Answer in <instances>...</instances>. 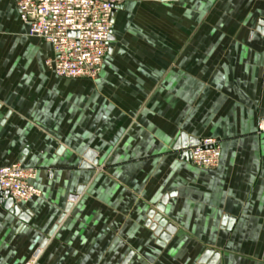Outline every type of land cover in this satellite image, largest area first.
Listing matches in <instances>:
<instances>
[{
	"label": "crops",
	"instance_id": "crops-1",
	"mask_svg": "<svg viewBox=\"0 0 264 264\" xmlns=\"http://www.w3.org/2000/svg\"><path fill=\"white\" fill-rule=\"evenodd\" d=\"M136 1L90 80L49 70L50 44L0 0V165L36 168L41 190L17 204L27 222L0 200V264H197L207 248L264 264V0ZM182 133L217 140L219 165L194 166ZM169 193L161 246L145 222Z\"/></svg>",
	"mask_w": 264,
	"mask_h": 264
},
{
	"label": "built area",
	"instance_id": "built-area-1",
	"mask_svg": "<svg viewBox=\"0 0 264 264\" xmlns=\"http://www.w3.org/2000/svg\"><path fill=\"white\" fill-rule=\"evenodd\" d=\"M27 34L50 44L53 56L46 67L62 78L94 80L109 48L114 13L125 0H13ZM190 161L198 168L219 165L217 140L204 138L189 147ZM37 170L19 162L0 165V189L15 203L41 196L34 185Z\"/></svg>",
	"mask_w": 264,
	"mask_h": 264
},
{
	"label": "water",
	"instance_id": "water-1",
	"mask_svg": "<svg viewBox=\"0 0 264 264\" xmlns=\"http://www.w3.org/2000/svg\"><path fill=\"white\" fill-rule=\"evenodd\" d=\"M257 30L264 34V20L259 21V25L257 27ZM109 41L113 39L112 33H110L108 37ZM110 51V46L108 48V52ZM189 139L186 135V133L181 134V140L178 145V148L182 149H188L184 153V155L189 158L190 160V151H189V146H190ZM86 158L85 161H83L80 164V168H93L94 165L96 164V159L93 157L91 152H88L84 155ZM84 189V185L80 184L76 191L68 196V202L66 204L64 212L60 215V217L57 220V224H59L63 217L65 216L66 212L71 208L73 202L77 199L78 195L82 192ZM173 195L172 193L165 194L162 199L159 201V203L154 207L148 210L147 212V220L145 222V225L148 226L154 233V235L157 237V243L161 246H163L174 234L176 227L170 223L167 218L163 216L164 208H165V203L168 199V196ZM0 200L4 201V207L8 209L10 212H12L14 215L18 216L20 219L23 220V222H27L28 220V212H23L21 211L20 207L15 203L14 199L6 192L0 189ZM55 227H53L50 230V234L53 233ZM48 238H44L37 248V250L34 252L33 257H37L39 254L40 250L44 247L45 243L47 242ZM130 254L126 256L124 259L123 264L127 262L129 259ZM220 257V253L217 251H214L211 248H207L203 254L200 256L198 259L197 264H216L218 259ZM29 264V263H27Z\"/></svg>",
	"mask_w": 264,
	"mask_h": 264
},
{
	"label": "rangeland",
	"instance_id": "rangeland-1",
	"mask_svg": "<svg viewBox=\"0 0 264 264\" xmlns=\"http://www.w3.org/2000/svg\"><path fill=\"white\" fill-rule=\"evenodd\" d=\"M127 1H130V0H125V3H124V4H126ZM131 1H132V0H131ZM136 2H138L139 4L135 6L136 9L133 10L135 13H134V12H133V13H134L135 15L137 14L138 16H140L139 14H140V13H143V11L141 12V10H140V9H141V8H140V7H141V5H140L141 2H140V0H137ZM142 4H143V3H142ZM144 18L147 19V20H149L148 17H144ZM118 29H119V26H116V30H118Z\"/></svg>",
	"mask_w": 264,
	"mask_h": 264
}]
</instances>
